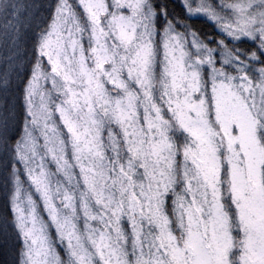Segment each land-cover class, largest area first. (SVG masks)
Returning <instances> with one entry per match:
<instances>
[{
  "label": "snow or ice",
  "instance_id": "obj_1",
  "mask_svg": "<svg viewBox=\"0 0 264 264\" xmlns=\"http://www.w3.org/2000/svg\"><path fill=\"white\" fill-rule=\"evenodd\" d=\"M0 264H264V0H0Z\"/></svg>",
  "mask_w": 264,
  "mask_h": 264
}]
</instances>
